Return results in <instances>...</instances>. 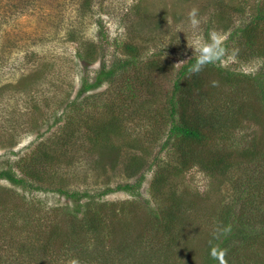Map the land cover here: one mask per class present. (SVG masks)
Listing matches in <instances>:
<instances>
[{"label": "rangeland", "instance_id": "374dc122", "mask_svg": "<svg viewBox=\"0 0 264 264\" xmlns=\"http://www.w3.org/2000/svg\"><path fill=\"white\" fill-rule=\"evenodd\" d=\"M81 1L0 0V87L8 85L0 91V170L10 168L15 176L28 180L23 186L0 178V237L5 235L18 245L28 238L25 229L35 223L30 221L28 225L25 220L39 217L42 227L39 230L33 227L38 237L44 239L53 229L56 239L51 242L66 258H57L54 264H68L71 259H77L79 264H176L177 261L203 264L206 233L216 224L217 211L222 204L219 198L222 194L229 195L230 183L210 176L197 164L181 170L173 146L162 148L161 143L169 127L163 117L166 114L164 101L181 65L178 63L196 55L191 48L196 36L205 34V20L216 13L210 4L208 8L205 6L208 0H92L89 13L83 12ZM228 1L229 6L218 13L231 14L235 24L239 23L240 15L249 17L252 4L258 2L246 0L247 8L243 12L237 8L245 4L244 0L240 4L241 0ZM136 4L138 6L133 7ZM192 8L198 9V30H193L189 24L188 13ZM148 9L150 17L157 16L152 21L141 18L142 12ZM157 13L165 16L159 26ZM128 41L140 48L137 58L132 60L124 54L123 45ZM260 43L264 48V40ZM155 53L165 57L162 69L156 73L146 66L147 59ZM261 62V58L248 55L244 60L225 58L224 63L218 64L254 76L264 70ZM102 67L116 68L113 81H103L96 88L80 92L84 82H93ZM138 77L155 80L153 91L164 107L152 104L153 107L146 106V109L154 112L152 108H160L164 114L157 111L154 117H148V112L138 114L126 108L128 112H124L121 122L123 129L130 133L126 135L128 138H115L121 145L117 158L111 153L100 160L99 144L89 140L90 122L104 121L114 115L121 100L114 101V105L108 98L116 96L125 84L118 88L115 85L120 82L138 84ZM20 78L21 84H16ZM247 79L232 84L212 71L205 73L203 89L213 96L208 102L216 107L222 95L229 94L231 100L227 98L226 104L236 107L231 126L223 136L214 133L205 151L233 148L235 154L249 142L264 141V99H259L255 82ZM214 81L218 86H213ZM144 88L142 86L138 94L146 97ZM218 98L221 99L216 102ZM84 99L82 109L70 104L75 100L82 106ZM108 106L114 108L108 110ZM156 136L153 144H149V138ZM12 139L15 143L11 146ZM42 142L52 152H64L63 146L68 143L67 155L64 152L66 156H61L52 166V162H30L29 156ZM142 150L147 152L143 167L129 174L131 157L140 155ZM27 168L42 169L41 178L28 177ZM161 169L169 179L164 189L177 191L178 196L193 204H184L187 208L179 218L187 223L184 229L175 228L173 244L168 238L153 235L148 225L152 210L158 209L161 202L154 198L152 188V179ZM58 188L86 193L88 196L78 201L93 202L101 213L112 215L118 209L121 214L110 220L111 224L115 223L113 235L103 226V233L108 237L95 241L91 236H84V242H88L82 248L85 255H75L76 250H70L71 245L62 246L60 250L59 235L71 221L70 214L61 209L74 206L75 201L58 192ZM228 199L226 196L225 201ZM80 216L77 213V217ZM180 232L186 245L179 250L184 240ZM36 236L29 234L30 240ZM117 244L120 246L116 247ZM92 248H97L104 256H97ZM6 251L12 254L13 250L0 249V254H7Z\"/></svg>", "mask_w": 264, "mask_h": 264}, {"label": "trees", "instance_id": "16d2710c", "mask_svg": "<svg viewBox=\"0 0 264 264\" xmlns=\"http://www.w3.org/2000/svg\"><path fill=\"white\" fill-rule=\"evenodd\" d=\"M208 1L209 3L205 4V6L208 8L210 4L216 14H211L205 20L204 36L207 37L211 30H216L223 35L227 34L226 47L229 50L238 49L236 59L244 60L248 55H251L252 58H261L263 65L264 48L260 41L264 40V0H258L256 4H252V7L248 6L251 7L249 10L250 16L240 15V21L237 24L234 23L233 17L230 16L231 14L222 16L218 13V10L229 6L230 2L228 0ZM242 1H239L238 4ZM243 2L245 4H241V7L239 6L237 9L245 12L247 8L246 0ZM80 5L83 12H91L92 0H82ZM137 6L136 4L133 7L136 8ZM155 15L150 17V10L148 9L142 12L141 18L144 21H152L157 17ZM157 15L159 16L157 26H159L164 21L165 16H160L159 13ZM172 42L173 40L170 41V43ZM123 46L125 49L124 54H127L130 60L137 58L139 46H136L131 41L125 42ZM79 56L83 60L86 59L83 55ZM195 58L196 55H192L178 68L170 93L167 94V98L164 101L166 114L160 108H152L154 112L149 111V108L146 109V106L153 107L152 104H161L160 97L153 91L155 80L151 81L146 77L143 79L138 77V84L135 85H130L127 82L116 84L115 88L123 84L125 86L117 91L116 96H111L108 99L114 105L116 104L114 101L121 100V106L107 120H101L97 123L90 122L92 135L89 140L95 141L96 145L99 144L100 160L105 156L109 157L111 153L117 158L121 152V145L120 140L116 142L115 138H128L126 135L130 134L128 130L123 129L124 125L121 122L122 118L124 119V112H128L125 109L131 108L138 114L139 112H148V117H154L157 111L162 112L164 114L163 117L167 120L165 122L169 127L166 137L161 143V147L171 148L173 146L176 158L179 160V168L183 170V168H189L191 165L197 164L210 176H218L217 179H221V182L225 179L230 183V188L228 187L230 189V192L228 191L229 195L222 194L219 198L222 204L217 211L216 224L213 228L208 229L209 231L206 233L207 241L205 244H207V248L203 255V264H218V261L211 259L209 256L208 241L212 238V232L219 223L230 225L232 229L231 234L221 237L220 241H216L222 248L227 249L226 259L228 264H264V146L261 145L264 141L259 143L249 142L246 146L242 147L240 152H236L235 154L233 148H226L221 152L217 149L205 151L204 149L208 147V143L214 133L218 132L223 136V132L231 126L232 116L236 107L232 103L226 104L228 99L231 100L229 94L226 97L222 95V99L218 98L216 102L220 99L221 102L216 107H213L214 105L208 102L211 101L213 96L203 89L205 73L212 71L220 79L232 82V84L243 83L244 79L248 80L247 78H249L250 81L255 82L258 97L262 100V98L264 99V70L257 75L250 76L224 68L220 64H215L208 65L198 74H192L189 72V68L195 62ZM164 60L165 57L162 54L155 53L151 55L147 59V70L152 69L155 73L158 72V70L162 69ZM121 66H123V63ZM114 69L116 70L115 67H108L106 69L102 67L96 73L93 82L87 84L84 82L80 92L96 88L103 81H113ZM139 71L138 73L140 74L141 70L139 69ZM21 81L22 78L16 84H21ZM145 83L147 84L143 85ZM142 86H145L146 97L138 94V90ZM7 87V84L3 85L0 87V91H3ZM236 90L239 89L236 88ZM71 102L70 104L74 105V107L77 106L79 109H82L85 105V99L82 106L77 104L75 100ZM161 106L163 105L161 104ZM107 108L111 110L114 107L108 106ZM157 136L149 138V144L152 145ZM14 143L15 139H12L9 145L12 146ZM63 149L67 155L66 150H69L68 143L64 144ZM147 150H149V147H147ZM64 152L62 150L52 152L42 142L36 147L34 153L29 156V159L30 162L32 160L44 163L52 162V166L54 162L61 160V156H66ZM146 153V151L142 150L140 155L131 157L128 165L129 170L132 171L129 174L141 170L146 161ZM20 170L24 171L22 168ZM28 171V177L31 179L39 180L41 178L42 169L33 171L29 168ZM0 178H5L14 185L26 186L28 183V180L24 177L15 176L10 168L1 169ZM152 180L154 198L161 199V202L158 209L152 210L151 221L148 220V225L152 227L153 235L157 234L161 238H168L173 244V235L177 232L175 228L184 229L187 223V221L184 223L179 218L181 212L187 208L184 204H193L191 202L187 203L186 200L178 196L177 191L171 188L164 189L169 179L162 172V169L156 171ZM124 187L129 188L130 185H124ZM56 190L65 193L67 197H71L75 201L74 206H65L61 209L66 210L70 214L71 221L66 226L64 232L62 231L59 235V241L62 243L60 250L63 248L62 246L71 245L70 250L71 248L76 250L75 255H85V250H82V248H85L86 246L83 244L88 242L86 240L84 242V236H91L95 241L108 237L103 233V226H106L110 230V236L113 235L115 223L112 222L111 224L110 220L112 216H119L121 214L118 209L114 210L112 215H107L101 213L100 209L98 207L95 208L96 205L94 206L93 202L89 200L81 203L78 201L82 197L88 196L86 193L67 192L59 188ZM162 194L165 195L162 197ZM226 196H229L228 201H225ZM15 210L16 208L13 211L14 213ZM77 213H80L81 216L77 217ZM12 216H15V214ZM30 221H35L33 227L37 230L42 227L39 217H32L31 220H25V223L31 225ZM33 227L29 226V228L25 229L24 233L27 234L28 238L25 241H19L18 245L10 239H6L5 235L0 237V249L13 250L12 254H8L7 251V254H0V264H54L57 258L64 257L63 252L58 253L59 250H56L51 242L56 239L53 229L41 240L38 237V232ZM54 227L58 226L54 225ZM189 232L191 234L192 231L189 230ZM33 233L34 236H37L30 240L29 234ZM78 238H82V240L78 242ZM181 239H184L183 235H181ZM67 240H69V243H67ZM185 245L186 240L184 239L179 250L184 248ZM119 246L120 244L116 245V247ZM93 250L97 256H104L97 248ZM49 254L51 255L48 257ZM53 255L56 257L53 258ZM64 259L66 260L65 257ZM176 264H179V261Z\"/></svg>", "mask_w": 264, "mask_h": 264}, {"label": "clouds", "instance_id": "9594fccd", "mask_svg": "<svg viewBox=\"0 0 264 264\" xmlns=\"http://www.w3.org/2000/svg\"><path fill=\"white\" fill-rule=\"evenodd\" d=\"M198 15V9L196 8H192L188 13L189 24L193 30L199 29L200 19ZM191 48L196 54L195 62L189 68V72L192 74L200 73L208 65L224 63L225 58L235 59L238 53V49L229 50L226 47V37L216 30H211L207 37L198 33L194 47ZM213 86H218V82L214 81ZM231 231L230 225L219 223L212 232V238L208 241L209 256L211 259L218 261V264H228L226 259L227 249L222 248L216 241H220L221 237L231 234ZM68 264H79V261L71 259Z\"/></svg>", "mask_w": 264, "mask_h": 264}]
</instances>
